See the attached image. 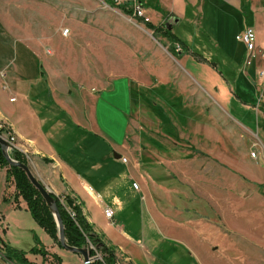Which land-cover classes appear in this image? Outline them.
Returning <instances> with one entry per match:
<instances>
[{"label":"crops","instance_id":"crops-1","mask_svg":"<svg viewBox=\"0 0 264 264\" xmlns=\"http://www.w3.org/2000/svg\"><path fill=\"white\" fill-rule=\"evenodd\" d=\"M138 1L143 5L153 26L167 28L179 39L178 28L189 21L191 10L202 2L157 0L159 11H155L146 7L151 0ZM222 1L237 12L240 15L238 17L241 18L242 14L245 16L244 24L238 18V31L240 29L243 33L245 28H253L257 34L259 50H263L264 0ZM118 6H126L132 14V0ZM229 21L231 24L235 23L232 19ZM229 32L230 28L225 29L224 38L228 37ZM223 47L224 53H232L228 44ZM182 48L188 54V48L183 42ZM50 53L48 55L38 46L23 43L12 50H3L0 43V122L11 127L17 147L28 157V165L35 178L53 195L70 196L74 200L95 232L102 235L106 245L114 250L116 264H259L258 253L236 254L238 244L232 242L233 238L226 236L218 215L214 214L215 211L219 213L220 209L225 212L224 208L218 207V199L215 211L208 207V202L211 201L209 197H224L220 194L226 189V180L234 181L221 166H226L225 149H234L235 144L215 142L216 153H206L220 166L217 172L212 173V180L216 181L214 184L217 186V193L213 194L208 187L212 183L208 173L202 172L201 175V172H197L192 175V180L189 179V164L181 153L167 150L162 143L147 144L140 134L130 136V118L123 141L115 139L107 127H99L97 116L100 109H114L108 101L105 104V97L132 94L137 83L134 78L116 77L105 85L92 82L78 84L76 80L67 78L73 75L74 63L58 64L52 59L54 51ZM229 59L234 61L231 57ZM205 61L217 71L216 63L209 59ZM258 61L252 66L254 71L251 75L248 74L249 69L244 68L241 79L234 77V80H229L226 77L230 94L223 89L217 95L225 106L229 107L226 102L235 93L240 105L252 112L246 101H250L248 92L258 83L253 82V77H258V72L264 70V61L260 58ZM223 63L231 65L226 58ZM41 68L45 73L44 78ZM204 92L192 97L191 109L206 114L210 107L209 116L215 117L218 124L225 123L220 112L214 109L216 106L224 109L223 105L211 98L209 93L205 92L204 95ZM207 98L212 100V105ZM126 106L122 107V114L123 110L127 112ZM239 127L243 131L253 132L249 127L245 128L240 124ZM256 132H260V129ZM262 143L260 139V145L264 149ZM245 146L239 147L241 149L246 148ZM173 149L181 151L177 145ZM189 149L205 154L203 148H198L194 142H189ZM241 150L232 167L239 174H242L241 160L247 156L242 155L244 149ZM191 153L193 152L189 151ZM123 159L127 163H123ZM2 172L3 201L6 199L4 202L10 203L12 208L24 209L29 213L23 199L20 198L18 204L14 203V182L11 180L7 183V170H0V174ZM244 172L249 179H254L249 171ZM198 175H201L200 180L208 183L196 182L195 177ZM135 183L138 185L137 190L133 187ZM182 185L186 187L179 190L178 186ZM237 185L242 189L241 183ZM189 187L195 197L189 196ZM106 209L114 212L113 219L109 220L105 216ZM184 214L188 216L183 217ZM4 219L0 211V224H3ZM32 221L31 239L26 246L11 247L9 241L0 237V264L11 263L5 258L7 253L4 245L21 251L33 248L45 250L48 254L46 261L40 255H27L26 259L33 264H51L54 255L62 258L63 264H66V259L68 264H82L80 255L60 249L33 218ZM154 232L160 236L158 241L149 239ZM171 241L184 245L189 253L181 259L170 258L164 247Z\"/></svg>","mask_w":264,"mask_h":264},{"label":"rangeland","instance_id":"rangeland-1","mask_svg":"<svg viewBox=\"0 0 264 264\" xmlns=\"http://www.w3.org/2000/svg\"><path fill=\"white\" fill-rule=\"evenodd\" d=\"M121 1L126 3L129 0ZM146 7L159 11L157 0H151ZM247 14L250 18L249 11ZM238 16L222 0H202L189 13V21L178 28L180 41L187 46L188 54L178 56L174 53L173 56L167 39L155 37L144 24L120 9L108 6L106 0H0V43L3 50H12L23 43L38 46L46 54L54 51L52 59L58 64L74 63L73 75L67 78L76 80L78 84L92 82L105 85L116 77L134 78L137 83L132 94L105 97V104L108 101L114 109H100L97 116L99 127H107L115 139L123 141L130 118V136L140 134L147 144L162 143L167 150L181 153L188 161L190 180L197 172L201 175L208 173L212 180V173L217 172L220 166L206 153H216L215 142L234 143V149H225L226 166H221L234 181L227 179L226 189L220 194L224 197H209L208 207L215 211L218 199V207L224 208L225 212L220 209L214 214L218 215L226 236L238 244L236 254L258 253L261 264L264 261V149L260 139L264 145V100L259 96L260 79L253 77V82L258 83L248 92L250 101H246V105L252 112L240 105L235 93L226 102L229 107L217 96L223 89L230 94L227 78L239 80L243 77L246 48L236 40V36L242 34L238 25L239 19L244 24L245 16ZM230 19L235 23L231 24ZM229 28L231 32L224 38L225 29ZM65 31L69 34L65 35ZM225 44L231 47L232 53L223 52ZM180 51L177 46V53ZM202 58L216 63L217 71ZM225 58L231 65L223 63ZM253 71V67L249 68L248 74ZM204 90L223 105L224 109L217 106L214 109L220 112L225 123L218 124L215 117L209 116L210 107L206 114L191 109L192 97L196 93L203 94ZM207 99L212 105V100ZM125 105L127 112L123 110L122 114L121 109ZM239 124L253 132L241 130ZM7 126L10 131L11 127ZM258 129L260 132L257 133ZM3 133L8 134L7 131ZM189 142L203 148L205 154L189 149ZM175 145L181 151L173 149ZM244 145L247 149L241 148L244 149L242 155L248 157L241 160L242 174H239L232 168L233 161H237V153L242 151L239 146ZM189 151L193 153L189 154ZM243 170L249 171L254 179H249ZM3 174H0V211L5 219L0 224V237L9 241L11 247L26 246L30 243V223L33 221L30 213L14 209L3 201ZM201 175L195 177L196 182H204L200 180ZM215 182L212 180L208 184L213 194L217 193ZM237 183L242 184V189ZM182 186L178 189L186 187ZM193 195L195 197L189 187V196ZM186 216L188 214L183 215ZM159 238L156 232L149 237L154 241ZM168 244L164 248L170 258L181 259L189 253L182 244L173 241Z\"/></svg>","mask_w":264,"mask_h":264},{"label":"trees","instance_id":"trees-1","mask_svg":"<svg viewBox=\"0 0 264 264\" xmlns=\"http://www.w3.org/2000/svg\"><path fill=\"white\" fill-rule=\"evenodd\" d=\"M106 4L112 8L120 9L125 15L133 18L130 11L126 9V6H118L115 4L114 0H106ZM140 24H144L147 30L152 31L154 36H161L166 38L169 43V52L174 56H183L187 52L182 51V42L175 35L171 34L167 28H157L151 23H145L141 19H136ZM177 46L181 48L180 53H177ZM42 69V68H41ZM41 74L43 78L45 73L42 69ZM221 74V72H219ZM222 75V74H221ZM3 133V131H1ZM0 132V134H2ZM11 157L24 165H28L27 159L24 157L20 150L13 148V151L10 152ZM47 163L50 162L45 160ZM7 170V183L11 180L14 182L16 193L14 195L13 201L15 204H18L19 199H23L27 204L28 211L39 226L58 246L63 250L58 238V229L55 219L44 201L42 195L33 187L25 172L19 168L10 167L3 156L2 149L0 146V170ZM52 198L56 201L57 207L63 221L65 237L67 243L70 247L76 249H82L93 245L99 253L103 256L104 263L99 261L94 262L93 264H116V256L114 250L108 247L104 241V237L97 232H95L93 226L87 221L83 215L81 209L75 204L74 200L69 196L57 197L51 194ZM6 201V199H4ZM68 209H71L75 213V219L70 217ZM4 245V244H3ZM7 255L5 258L11 262V264H33L30 263L26 257L27 255L41 256L44 261H46L47 253L45 250L33 248L29 251H21L16 249H10L6 245L3 246ZM94 256V252H92ZM51 264H63L62 258L57 255L52 256Z\"/></svg>","mask_w":264,"mask_h":264},{"label":"built area","instance_id":"built-area-1","mask_svg":"<svg viewBox=\"0 0 264 264\" xmlns=\"http://www.w3.org/2000/svg\"><path fill=\"white\" fill-rule=\"evenodd\" d=\"M114 2L117 5L122 4L121 0H114ZM131 10H132V15L135 19L136 18L141 19L145 23H150V19L146 16L141 2H139L138 0H132ZM64 34L68 35L69 32L65 31ZM237 41L242 43L246 48V58H245V63H244L245 69L251 68L256 63V61H258L259 58L262 61H264V49L259 50L257 34L253 28L251 27L245 28V31L241 34V36L237 37ZM48 54H51L50 51H48ZM258 78L261 80V82L258 84L259 91L261 93L260 98L264 100V70H260L258 72ZM0 132H1V125H0ZM0 136L3 137L9 143L10 152L13 151V146H12V143L9 142L8 134L2 133L0 134ZM24 157L28 161V157H26V155H24ZM253 157H255V154H253ZM123 163H127V160L123 159ZM133 187L137 190L138 189L137 183H135ZM68 213L70 214V217L72 219H75L76 215L74 212L71 211V209H68ZM104 214H109V219L110 220L113 219L114 212L111 209H106L104 211ZM87 247L91 251V253L94 252V256H92L93 263L97 261L104 263L102 254L99 253L93 245L89 244V246Z\"/></svg>","mask_w":264,"mask_h":264},{"label":"water","instance_id":"water-1","mask_svg":"<svg viewBox=\"0 0 264 264\" xmlns=\"http://www.w3.org/2000/svg\"><path fill=\"white\" fill-rule=\"evenodd\" d=\"M0 146L2 149V153L4 158L6 159L8 165L13 168H19L23 172H25L26 176L28 177L29 181L33 185V187L42 195L44 201L46 202L47 206L49 207L55 222L57 224V229H58V238L59 242L61 244V247L72 253V254H78L82 257L83 259V264H93V258H92V253L88 249V247H84L82 249H76L72 248L68 245L66 237H65V231H64V226H63V221L61 219L57 203L56 201L52 198L51 196V191L45 187L41 182H39L33 173L31 172V169L29 168L28 165H24L20 162H17L14 160L11 155H10V145L9 143L0 136Z\"/></svg>","mask_w":264,"mask_h":264},{"label":"bare ground","instance_id":"bare-ground-1","mask_svg":"<svg viewBox=\"0 0 264 264\" xmlns=\"http://www.w3.org/2000/svg\"><path fill=\"white\" fill-rule=\"evenodd\" d=\"M0 125H1V131H3V132L7 131L9 142L12 143L13 148L18 149L17 144H15V137H14L13 133L11 132V130L9 131L8 126L3 122H0ZM105 216L109 219V214H105ZM117 264H119V263H117Z\"/></svg>","mask_w":264,"mask_h":264}]
</instances>
